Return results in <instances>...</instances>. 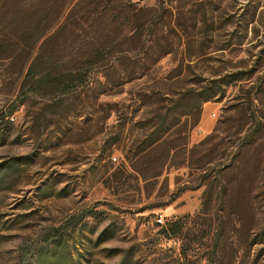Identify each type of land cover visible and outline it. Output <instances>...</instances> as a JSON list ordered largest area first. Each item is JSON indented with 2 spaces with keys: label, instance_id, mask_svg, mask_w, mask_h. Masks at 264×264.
<instances>
[{
  "label": "rangeland",
  "instance_id": "374dc122",
  "mask_svg": "<svg viewBox=\"0 0 264 264\" xmlns=\"http://www.w3.org/2000/svg\"><path fill=\"white\" fill-rule=\"evenodd\" d=\"M121 1V18L105 21L120 37L113 58L138 75L97 112L91 91L56 105L23 88L30 43L10 35L28 22L0 31V170L21 159L0 179V264H180L183 241L161 229L205 201L224 213L227 264H264L252 242L264 241V0ZM207 251L191 259L206 264Z\"/></svg>",
  "mask_w": 264,
  "mask_h": 264
},
{
  "label": "trees",
  "instance_id": "16d2710c",
  "mask_svg": "<svg viewBox=\"0 0 264 264\" xmlns=\"http://www.w3.org/2000/svg\"><path fill=\"white\" fill-rule=\"evenodd\" d=\"M111 3L122 7L121 0H97L95 3L82 5L81 0H72L69 3L63 0H13V5L6 9L5 0H0V31L13 30L10 25L25 18L28 22L24 33H12L10 40L18 42V36L29 41V64L24 77L23 88L30 84L35 95H51L57 103L72 97L78 100L89 91L93 93L92 110L97 112L103 106L99 102L102 95L119 94L118 87L133 80L138 75L137 71L118 70V63L114 61L116 48L120 45V37L108 29L105 21H118L121 18L120 7L111 9ZM82 8V9H81ZM110 10V11H109ZM81 12H84L81 14ZM6 16V18L4 17ZM4 20H8L6 25ZM82 30L84 27L92 29L86 35L75 33V28ZM8 33V34H10ZM16 37V38H15ZM19 38V37H18ZM116 56V55H115ZM124 71L128 74L122 75ZM128 78V80H127ZM126 79V80H125ZM122 81V83H121ZM217 83L208 85L200 94L201 102L212 100L220 91ZM200 109V107L198 106ZM166 118L157 124L158 131L164 132L168 128ZM2 128L0 123V129ZM135 153V158L138 156ZM21 159H14L0 170V179L10 168H18ZM224 193L216 201L221 206L225 202ZM208 202L194 215H184L175 220H168L161 232L166 238H178L183 241L180 250V264H196L190 252L196 253L200 247L206 246L209 252L206 264H227L226 247L227 237L223 224L224 213L222 209L215 212L206 210ZM208 220L210 226L201 229L194 236L187 232L188 224L197 220ZM264 232L260 237L263 238ZM254 244L263 243L257 238ZM209 248V249H208ZM56 247L48 252L53 255ZM48 255V254H47ZM37 264H77L70 260L63 263L60 259L44 257L38 259ZM81 264V263H80ZM119 264H131L126 255Z\"/></svg>",
  "mask_w": 264,
  "mask_h": 264
},
{
  "label": "built area",
  "instance_id": "2783aa9c",
  "mask_svg": "<svg viewBox=\"0 0 264 264\" xmlns=\"http://www.w3.org/2000/svg\"><path fill=\"white\" fill-rule=\"evenodd\" d=\"M159 222H162V219H159Z\"/></svg>",
  "mask_w": 264,
  "mask_h": 264
}]
</instances>
